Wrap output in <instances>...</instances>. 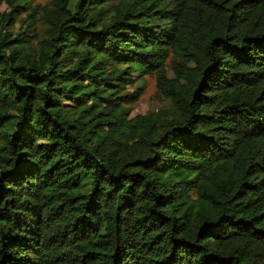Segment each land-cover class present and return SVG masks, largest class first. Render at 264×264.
I'll use <instances>...</instances> for the list:
<instances>
[{"label":"trees","instance_id":"1","mask_svg":"<svg viewBox=\"0 0 264 264\" xmlns=\"http://www.w3.org/2000/svg\"><path fill=\"white\" fill-rule=\"evenodd\" d=\"M0 264H264V0H0Z\"/></svg>","mask_w":264,"mask_h":264},{"label":"rangeland","instance_id":"2","mask_svg":"<svg viewBox=\"0 0 264 264\" xmlns=\"http://www.w3.org/2000/svg\"><path fill=\"white\" fill-rule=\"evenodd\" d=\"M50 0H35L36 4L47 5L49 4ZM5 8V4L2 6V9ZM33 20H36L34 13L24 14L23 16H27ZM157 84L156 78L154 75H147L146 76V85L144 91L140 97V99L132 104L134 111L133 113H137L139 111H145L149 108H155L158 105L162 104V100L156 94Z\"/></svg>","mask_w":264,"mask_h":264}]
</instances>
